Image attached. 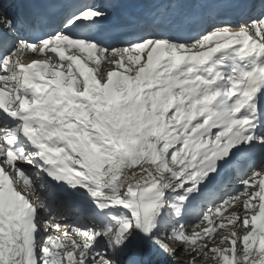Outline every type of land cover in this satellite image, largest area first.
Returning <instances> with one entry per match:
<instances>
[{
  "label": "snow or ice",
  "instance_id": "6c2138e0",
  "mask_svg": "<svg viewBox=\"0 0 264 264\" xmlns=\"http://www.w3.org/2000/svg\"><path fill=\"white\" fill-rule=\"evenodd\" d=\"M185 255L264 264V0H0V264Z\"/></svg>",
  "mask_w": 264,
  "mask_h": 264
},
{
  "label": "rangeland",
  "instance_id": "374dc122",
  "mask_svg": "<svg viewBox=\"0 0 264 264\" xmlns=\"http://www.w3.org/2000/svg\"><path fill=\"white\" fill-rule=\"evenodd\" d=\"M29 57H30V60H31V59H39V58H40V57L35 56L34 54H29L27 58L29 59ZM233 210H234V208H228L227 211H225V212L222 213V217H221V218L226 217V216H227L231 211H233ZM206 226H207L206 224H201L197 230H198V231H199V230H202V229H203L204 227H206ZM189 231H191V229H189ZM173 247L179 249V248L181 247V245H179V244H174ZM188 259H189V257H187L186 255H185V256H179V257L177 258V261L175 262V264H183V262H184V261H187ZM169 264H173V262L170 261Z\"/></svg>",
  "mask_w": 264,
  "mask_h": 264
},
{
  "label": "bare ground",
  "instance_id": "6f19581e",
  "mask_svg": "<svg viewBox=\"0 0 264 264\" xmlns=\"http://www.w3.org/2000/svg\"><path fill=\"white\" fill-rule=\"evenodd\" d=\"M86 54V53H85ZM29 60H30V57H29Z\"/></svg>",
  "mask_w": 264,
  "mask_h": 264
}]
</instances>
